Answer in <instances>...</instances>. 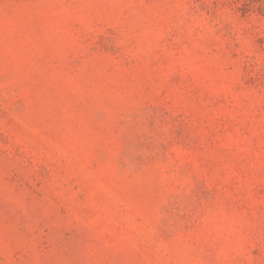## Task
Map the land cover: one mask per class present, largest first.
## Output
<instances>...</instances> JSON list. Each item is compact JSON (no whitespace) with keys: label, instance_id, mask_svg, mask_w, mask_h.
<instances>
[{"label":"rangeland","instance_id":"rangeland-1","mask_svg":"<svg viewBox=\"0 0 264 264\" xmlns=\"http://www.w3.org/2000/svg\"><path fill=\"white\" fill-rule=\"evenodd\" d=\"M0 264H264V0H0Z\"/></svg>","mask_w":264,"mask_h":264}]
</instances>
